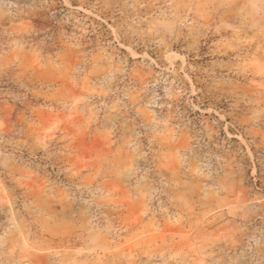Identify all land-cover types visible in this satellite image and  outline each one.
<instances>
[{"label":"rangeland","instance_id":"374dc122","mask_svg":"<svg viewBox=\"0 0 264 264\" xmlns=\"http://www.w3.org/2000/svg\"><path fill=\"white\" fill-rule=\"evenodd\" d=\"M0 264H264V0H0Z\"/></svg>","mask_w":264,"mask_h":264}]
</instances>
